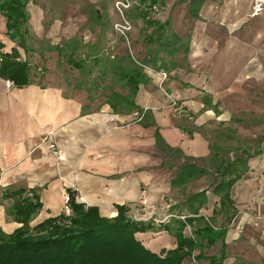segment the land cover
Here are the masks:
<instances>
[{"label":"crops","instance_id":"obj_1","mask_svg":"<svg viewBox=\"0 0 264 264\" xmlns=\"http://www.w3.org/2000/svg\"><path fill=\"white\" fill-rule=\"evenodd\" d=\"M252 1L207 0L195 17L189 14L187 0H160L152 17L168 23L166 35L189 36V50L172 52L156 43L136 57L158 52V64L165 62L167 76L162 69L145 67L149 80L140 85L138 108L131 111L115 113L104 95L92 96L90 88L82 90L80 85L71 88L34 77L18 86L0 77V229L9 234L22 225L10 215L14 200L6 195L21 188L42 204L31 226L65 212V198L71 193L107 217L117 214L118 204L129 205L130 214L173 217L187 213L178 204L206 190L199 214L233 213L222 209L221 195L214 190L221 178L216 156L223 155L206 130L246 124V118L238 116L241 109L264 122V12L252 17ZM27 11L38 34V24L46 17L44 6L30 0ZM139 20L133 22L132 37L138 34ZM152 30L139 31L146 32L149 41ZM6 32V17L0 12V38L9 51L14 42ZM136 110L143 112L141 119L134 117ZM104 114L115 119L107 121ZM250 128L246 124L242 129ZM256 145L253 151L248 147L241 152L263 150L248 158V169L230 190L237 212L264 203V179L259 177L264 172V146ZM187 163L208 174L214 165L212 190L201 184L205 175L174 182L179 167ZM229 224L227 246L240 237ZM175 246L176 239L165 248Z\"/></svg>","mask_w":264,"mask_h":264},{"label":"trees","instance_id":"obj_2","mask_svg":"<svg viewBox=\"0 0 264 264\" xmlns=\"http://www.w3.org/2000/svg\"><path fill=\"white\" fill-rule=\"evenodd\" d=\"M29 1L0 0V12L6 17V34L14 42L7 51L5 42L0 38V77L18 86L34 79L27 57L31 50L29 42L33 37L27 11ZM139 1L140 5L128 11L127 15L133 22L142 20L144 29L153 28L149 41L172 52H187L189 36L183 38L176 33L166 35L168 23L159 22L152 17L153 6L160 0ZM187 1L189 14L197 17L201 5L207 0ZM104 18L103 10L96 7L92 13L93 21L102 24ZM66 45L69 52L55 46L56 49L60 48V58L64 56L72 67L80 69L85 75L96 71L97 74L90 81L94 85L92 89L104 91L103 95L115 113L138 108L135 97L140 85L149 80L145 67L152 66L164 71L167 69L164 61L158 64V52L152 50L141 59L134 58L129 52H82L85 57L78 58L80 49H91L94 46L78 37L70 38ZM20 49L24 50L25 58ZM107 79L111 80L108 85L105 84ZM104 84L106 87L98 89ZM262 151L250 153L246 149L234 160L216 156L220 161L217 172L221 178L217 177L220 179L214 190L221 195V206L225 212H233L232 215L237 213L230 190L248 169V158ZM206 174L208 171L205 168L187 163L179 167L174 182L188 183L195 177ZM205 191L194 193L177 205L186 210L184 218L181 214H176L170 220L162 222L158 228L152 221L132 219L129 205L118 204L117 214L107 217L101 215L97 207L78 202L73 193L70 194L68 204L70 214L63 212L49 216L31 226L30 222L41 207V202L25 188L8 192L6 195L14 200L9 210L10 215L22 225L9 234L0 229V264H185L186 259L192 257L196 260L207 259L209 264H224L228 258V225L216 227L204 215L199 214L200 208L207 201ZM225 215L228 217V214ZM232 215L229 221L232 220ZM195 223L198 224L192 234H187V226ZM149 230L168 231L176 239V246L163 249L162 252L151 250L137 236L138 232ZM218 242H221L220 253L207 255L205 249ZM197 250L199 252L195 254ZM261 264H264V258Z\"/></svg>","mask_w":264,"mask_h":264},{"label":"rangeland","instance_id":"obj_3","mask_svg":"<svg viewBox=\"0 0 264 264\" xmlns=\"http://www.w3.org/2000/svg\"><path fill=\"white\" fill-rule=\"evenodd\" d=\"M38 1L43 4L46 17L38 24V34L32 30L33 37L29 42L31 50L27 55L36 80L60 82L69 85L71 88L80 85L82 90L91 88L89 92L92 96L96 95L102 98L104 91L92 89L94 85L90 82L97 72L94 71L91 75H85L80 69L72 67L64 56L60 58V48L62 47L65 50L68 40L72 37H78L83 42L96 46V48L93 47L91 49L87 47L80 49L78 58H84L82 52H129L131 56L136 58L142 52H148L156 44V42L147 40L146 32L139 31L144 26V22L139 20L137 23L138 34H134L131 39V46H127L125 40L113 29V22L117 19L113 10V0H98L97 3L92 4L84 0ZM97 6L102 7L105 16L102 24H97L92 19V13ZM59 26L60 29H58ZM12 44L10 45L12 46ZM55 46H60V48L56 49ZM20 51L25 58L24 50L20 49ZM110 83L111 80L107 79L105 84L108 85ZM241 110L238 111V116L246 118V124L251 126L249 130L242 129L246 125L242 123H232L229 125L231 127L216 128V130H219L217 132L214 131L215 129L206 130L210 142L221 146L222 155L228 160L235 159L245 148L249 147L253 151L258 143L264 146V122L259 123L254 120L259 118V115L250 116L249 114H244ZM260 118L263 120L264 116ZM221 132H226V135L224 133L222 135ZM209 168L211 170L210 174H206L203 177L201 184L212 190L211 186L215 183V167L211 165ZM246 177L252 178V174H248ZM259 177L264 179V172H260ZM258 206L256 204L253 207H241L239 212L235 215L228 214V217L225 214H207L205 212V214H202L216 227L230 223V227L240 234L239 238L228 244L226 248L228 258L225 264L262 263L264 257V203ZM231 215L232 220L229 221ZM185 216L186 214H181V217ZM130 217L136 220L152 221L156 228L162 222L172 218L168 214H130ZM197 224L188 225L187 234H192ZM153 232L158 233L152 234ZM137 236L146 247L156 252H162L163 249H167L165 247L173 245L175 240L174 236L168 231L149 230L147 232H138ZM220 247L221 242H218L217 245L206 248L205 253L207 255L220 253ZM198 252L197 250L195 254ZM185 264H209V261L207 259L196 260V258L192 257L187 258Z\"/></svg>","mask_w":264,"mask_h":264},{"label":"built area","instance_id":"obj_4","mask_svg":"<svg viewBox=\"0 0 264 264\" xmlns=\"http://www.w3.org/2000/svg\"><path fill=\"white\" fill-rule=\"evenodd\" d=\"M138 5H140L139 0H113V10L115 12V15L117 16V19L113 22V29L120 37H122L125 40L128 47L131 46V39H132L131 33L134 29V23L128 17L127 12ZM157 9H158V6L154 5L153 11H156ZM263 12H264V0H253L252 5H251V11H250L251 16L257 17L261 15ZM162 74L164 77L167 76V73L165 71H163ZM8 82H11V81H8ZM133 115L137 119H141L143 116V112L140 110H136L133 113ZM104 118L107 121H112L115 119L113 114H104ZM69 199H70V196L67 195L65 198V213L66 214L71 213V209L68 205Z\"/></svg>","mask_w":264,"mask_h":264}]
</instances>
